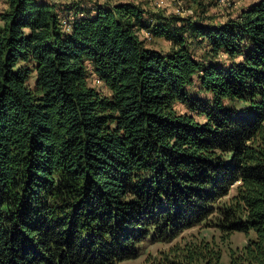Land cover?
Listing matches in <instances>:
<instances>
[{
  "label": "trees",
  "instance_id": "1",
  "mask_svg": "<svg viewBox=\"0 0 264 264\" xmlns=\"http://www.w3.org/2000/svg\"><path fill=\"white\" fill-rule=\"evenodd\" d=\"M5 2L0 264H118L202 222L250 236L229 264H264V0L219 24L132 0ZM170 254L161 264H225L205 238Z\"/></svg>",
  "mask_w": 264,
  "mask_h": 264
},
{
  "label": "rangeland",
  "instance_id": "2",
  "mask_svg": "<svg viewBox=\"0 0 264 264\" xmlns=\"http://www.w3.org/2000/svg\"><path fill=\"white\" fill-rule=\"evenodd\" d=\"M81 1L85 5H87V7H90L94 3H99L101 0H71V2L74 3H79ZM108 1L112 3L123 0ZM132 1L141 4L150 11L156 9V0ZM257 1L259 0H226L225 2L221 3L218 0H184L181 8L184 11L183 14H175L174 12L171 13L187 18L188 20H198L205 24H219L227 21L229 18L236 17L242 9L247 8L249 5ZM7 7L8 6L5 0H0V12L6 10ZM190 10L193 11L191 12V14L190 12H188ZM1 24L2 21L0 19V25ZM187 36V44L191 51L199 60H205L208 51L207 43L201 42V40L191 37L189 36V34ZM141 37H143L142 34ZM147 45L151 48L158 49L165 53L169 52L173 47V43L163 37H155L153 40L149 41ZM222 58L223 56H221L220 59ZM94 77L95 74L93 73L90 82L94 86L102 90L104 93L108 94L109 90L104 85V83L98 84L94 82ZM190 92L192 95L199 96L204 100L210 98V95L200 88V84L198 81H196L194 86L190 88ZM178 108L182 111H189L187 107L182 104L178 105ZM234 193L235 190L233 189L231 191V195H233ZM228 199L229 197H226L224 201H227ZM202 238H205L209 241H215L216 248L221 249L222 251V262H224L225 264H229L230 249L242 248L246 244L250 236H247L244 232L238 231L234 232L228 239L224 240L221 231L217 227L210 226L207 224V222H202L201 224H198L182 232L173 242H153L151 234L143 241L141 245V253L137 258L126 259L119 262L118 264H161V259L166 255H169L173 247L183 246L186 242L197 239L201 240ZM170 255L172 259L173 257L175 258L173 254Z\"/></svg>",
  "mask_w": 264,
  "mask_h": 264
},
{
  "label": "built area",
  "instance_id": "3",
  "mask_svg": "<svg viewBox=\"0 0 264 264\" xmlns=\"http://www.w3.org/2000/svg\"><path fill=\"white\" fill-rule=\"evenodd\" d=\"M184 0H156L155 1V7L157 9H165L168 13L174 12L175 14H183L184 11L181 9L182 8V3ZM219 2L223 3L226 0H218ZM100 2H109L108 0H101ZM193 12L192 10L188 11ZM63 25L67 31L71 30L72 28V23L69 19H64L63 20ZM142 38L146 39L148 42L153 40L155 36L149 29H143L141 31ZM94 82L101 84L103 81L98 78L96 75L94 77Z\"/></svg>",
  "mask_w": 264,
  "mask_h": 264
},
{
  "label": "crops",
  "instance_id": "4",
  "mask_svg": "<svg viewBox=\"0 0 264 264\" xmlns=\"http://www.w3.org/2000/svg\"><path fill=\"white\" fill-rule=\"evenodd\" d=\"M53 1L58 2V3H69V2H71V0H53Z\"/></svg>",
  "mask_w": 264,
  "mask_h": 264
}]
</instances>
